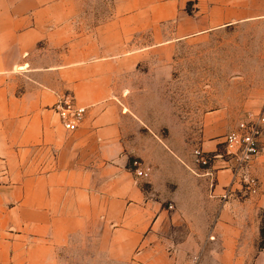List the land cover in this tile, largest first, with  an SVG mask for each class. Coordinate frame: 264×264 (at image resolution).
I'll return each mask as SVG.
<instances>
[{
	"label": "crops",
	"instance_id": "0c3cea01",
	"mask_svg": "<svg viewBox=\"0 0 264 264\" xmlns=\"http://www.w3.org/2000/svg\"><path fill=\"white\" fill-rule=\"evenodd\" d=\"M54 1L0 8V264H43L48 245L38 243L52 241L64 223L103 229L99 239L114 256H173L182 264L176 257L208 255L216 264H245L264 211V133L250 167L255 195L232 187L234 162L222 142L242 114L264 116V89L241 96L237 109L209 111L198 136L142 106L135 80L164 79L141 65L180 60L174 54L187 43L264 26V0H108L109 19L93 30L105 37L73 50L71 10ZM64 94L86 109L75 133L54 110ZM196 149L216 156L208 170L194 164ZM135 163L148 177L136 175Z\"/></svg>",
	"mask_w": 264,
	"mask_h": 264
},
{
	"label": "rangeland",
	"instance_id": "374dc122",
	"mask_svg": "<svg viewBox=\"0 0 264 264\" xmlns=\"http://www.w3.org/2000/svg\"><path fill=\"white\" fill-rule=\"evenodd\" d=\"M21 1L24 0H0V8L13 7ZM62 2L67 5H63ZM109 3L108 0L54 1V7L63 5L71 10L70 23L73 25L70 32L71 50L79 46L80 42L86 41L89 45L90 40L97 43L105 37L106 33L93 30L101 27L109 19L108 15L102 12L103 8L109 7ZM81 25L91 30L87 28L83 31ZM263 27L249 25L240 29L221 31L208 40L183 45L174 54L180 60L164 65L158 63L141 65L143 73L151 72V75H156L161 71L163 72L161 75H165L164 79L149 77V79L135 80L137 92L144 94L141 105L148 109L151 106L154 108L153 111H159L167 125H175L186 135L197 132L199 136L203 128L201 119L209 111L237 109L241 96L246 97L247 100L252 99L255 91L264 89ZM137 36L135 35V39ZM113 50L121 52L124 48ZM243 115L241 116L244 117ZM155 119L163 120L160 116ZM180 131L178 134L181 133ZM198 143L199 140L194 141L188 149L196 148ZM222 153L225 154V147L222 148ZM62 227L65 228L63 231L54 230L53 235L50 236L52 241L43 242V245L38 243L41 250L42 246L48 245L47 255L45 248L42 251L43 264H172L174 261L173 256L110 255L109 241L99 239L103 236V229L98 231L91 225L87 230H78L76 223H64ZM68 228L73 231L69 232ZM24 231L25 226L22 229V232ZM27 231L30 233L29 228ZM26 242H28L27 247L31 246L29 239ZM261 244L262 246L264 244L261 236L258 241L252 243L248 240V250L254 248L255 252L242 257L245 264H264V249L261 248ZM210 247L212 246L207 244V248ZM176 259L182 264L218 262V257L208 255L182 256Z\"/></svg>",
	"mask_w": 264,
	"mask_h": 264
},
{
	"label": "built area",
	"instance_id": "2783aa9c",
	"mask_svg": "<svg viewBox=\"0 0 264 264\" xmlns=\"http://www.w3.org/2000/svg\"><path fill=\"white\" fill-rule=\"evenodd\" d=\"M59 115L63 128L68 133H75L86 116V109L80 107L72 94L60 95L58 102L54 107ZM264 133V116H255L247 114L240 120L235 131L224 137L223 145L225 154L234 162L233 173L235 184L242 187V192L248 195H255L259 191V182L251 176L250 167L255 159L261 154V137ZM194 164L202 170H208L216 156L211 153H205L202 149H196L193 152ZM136 175L140 178L148 177V174L140 169L138 163H135ZM232 187L223 196L228 199L234 194ZM173 209V207H170Z\"/></svg>",
	"mask_w": 264,
	"mask_h": 264
},
{
	"label": "trees",
	"instance_id": "16d2710c",
	"mask_svg": "<svg viewBox=\"0 0 264 264\" xmlns=\"http://www.w3.org/2000/svg\"><path fill=\"white\" fill-rule=\"evenodd\" d=\"M260 236H261L262 242H264V215H262V223H261ZM261 248L264 249V244H263V246L261 244Z\"/></svg>",
	"mask_w": 264,
	"mask_h": 264
}]
</instances>
